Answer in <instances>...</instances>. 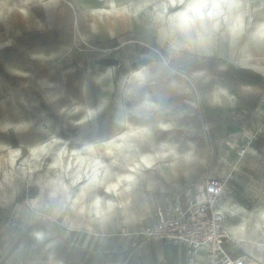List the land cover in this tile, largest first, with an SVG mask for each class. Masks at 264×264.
<instances>
[{"label": "rangeland", "instance_id": "1", "mask_svg": "<svg viewBox=\"0 0 264 264\" xmlns=\"http://www.w3.org/2000/svg\"><path fill=\"white\" fill-rule=\"evenodd\" d=\"M209 176L264 264V0H0V264H190L134 234Z\"/></svg>", "mask_w": 264, "mask_h": 264}, {"label": "built area", "instance_id": "2", "mask_svg": "<svg viewBox=\"0 0 264 264\" xmlns=\"http://www.w3.org/2000/svg\"><path fill=\"white\" fill-rule=\"evenodd\" d=\"M226 183L209 176L203 190L176 203L171 210H159L152 223L134 234L136 247L145 249L160 242L182 248L190 264H247L244 256H235L234 234L228 216L220 205Z\"/></svg>", "mask_w": 264, "mask_h": 264}, {"label": "bare ground", "instance_id": "3", "mask_svg": "<svg viewBox=\"0 0 264 264\" xmlns=\"http://www.w3.org/2000/svg\"><path fill=\"white\" fill-rule=\"evenodd\" d=\"M179 16H180L181 18H185V15H184L183 13H180ZM148 162H149V161H147V163H148ZM202 190H203V189H202ZM221 198H222V199H220V205H221L222 207H224V206H225V201H227L226 195L224 194V196L221 197ZM234 214L239 215V212L235 211ZM261 216L264 218V207H262ZM239 217H240L241 220L238 221V222L235 223V224H232V225H231V229H232L234 235L236 236V238H237L239 241L244 242V241H247L246 236H245L244 231H243V229L245 228V223H244V218H245V217H244V215H240ZM247 243H248V242H247Z\"/></svg>", "mask_w": 264, "mask_h": 264}]
</instances>
